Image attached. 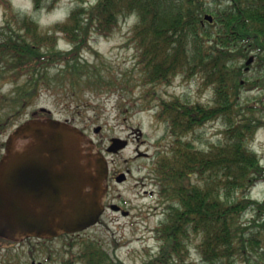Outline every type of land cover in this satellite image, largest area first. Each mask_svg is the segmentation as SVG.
I'll return each mask as SVG.
<instances>
[{
	"label": "trees",
	"instance_id": "1",
	"mask_svg": "<svg viewBox=\"0 0 264 264\" xmlns=\"http://www.w3.org/2000/svg\"><path fill=\"white\" fill-rule=\"evenodd\" d=\"M0 4L6 12L0 77L17 82L14 96L0 93V109L9 103L17 112L44 87L124 92L134 79L143 90L141 109H149L159 86L200 76L214 92L213 104L172 96L155 105L156 120L165 124L157 142L165 144L151 155L148 170L163 205L155 228L160 250L152 264L185 261L188 243L197 238L203 264H235L240 256L243 264H264V199L251 195L264 181V164L251 146L264 121L247 113L253 106L241 104L240 94L256 83L246 78L241 59L255 51L256 65L264 67V0H96L77 4L50 29L11 0ZM54 6L55 0H34L35 10ZM207 13L213 22L205 20ZM132 15L137 22L128 44L136 51L135 67L109 76L84 52L97 53L93 31L110 36ZM61 40L69 46L61 49ZM218 119L226 122L223 138L198 146L191 136ZM79 258L84 264H122L92 240L84 242Z\"/></svg>",
	"mask_w": 264,
	"mask_h": 264
},
{
	"label": "rangeland",
	"instance_id": "2",
	"mask_svg": "<svg viewBox=\"0 0 264 264\" xmlns=\"http://www.w3.org/2000/svg\"><path fill=\"white\" fill-rule=\"evenodd\" d=\"M11 1L15 9L33 16L44 29H50L56 22L66 19L77 4L91 6L96 2L55 0L52 9L45 7L35 10L34 0ZM53 1L46 0V4L49 5ZM5 17V7L0 4V39L4 36ZM136 22L137 17L130 16L121 21L119 28L110 36L93 31L90 40L93 50L97 53L86 50L84 55L87 60L101 66L109 76L122 75L121 73L132 70L135 67L136 51L128 44V39ZM60 46L68 47L64 40L60 42ZM246 61L247 58H244L240 63ZM255 61L252 62V68L245 73L249 81L256 83H253L251 88H242L241 104H251L253 108L247 113L253 111L252 114L256 118L264 121V67L257 66ZM23 80L24 78L20 79L18 83ZM134 80L128 82L124 92L89 89L73 93L63 88L44 87L23 113L15 112L10 128L27 121L33 116L32 113L46 107L51 113H42L41 116L68 120V123L82 131L81 145L85 154L97 155L102 152L110 169H129L128 180L124 183H112L103 204L111 200L122 204L125 209L130 210V215L125 216L108 208L99 224L80 233L61 234L47 241L38 238L15 241L0 237V264H31L33 260L46 261V264H67L72 260L73 264H84L79 254L84 242L88 240L101 244L115 262L119 260L122 264H152L160 250L161 243L156 237L155 228L163 217V205L157 200L155 186L148 176V170L151 155L157 146L165 144L157 142L165 133V124L156 120L155 105L161 98L170 99L172 96L213 104L214 92L203 84L200 76H178L171 84L157 88V99L152 102L151 108L141 109L143 90L138 86L139 80ZM16 86L17 82L0 77L1 94L14 92ZM12 111H0L1 119H5L7 115L11 116ZM99 126L101 130L96 132L95 129ZM225 127L226 122L223 119L212 120L201 126L191 137L198 146L208 147L223 138ZM8 130L4 137H0L1 144L5 143L11 132V129ZM115 136L129 139V146L118 153H109L106 148ZM251 146L258 152L264 164V123L257 130ZM251 195L260 200L264 199V181L255 185ZM251 217V213H248L244 218L249 220ZM198 240L197 238L188 243L189 251L185 253V261H174L173 264H203L201 254L197 251ZM47 257H50V260L45 259ZM241 258L243 257L240 256L234 263L243 264Z\"/></svg>",
	"mask_w": 264,
	"mask_h": 264
},
{
	"label": "water",
	"instance_id": "3",
	"mask_svg": "<svg viewBox=\"0 0 264 264\" xmlns=\"http://www.w3.org/2000/svg\"><path fill=\"white\" fill-rule=\"evenodd\" d=\"M205 18L213 21L211 14ZM253 60L251 56L247 64ZM81 132L58 118L33 120L16 129L0 162V236L55 237L99 222L108 161L102 153H84ZM22 137L30 139L22 147L15 146ZM127 146V139L114 137L108 152ZM55 170L59 171L57 179ZM126 178L123 172L117 180ZM113 208L120 206L114 204Z\"/></svg>",
	"mask_w": 264,
	"mask_h": 264
},
{
	"label": "flooded vegetation",
	"instance_id": "4",
	"mask_svg": "<svg viewBox=\"0 0 264 264\" xmlns=\"http://www.w3.org/2000/svg\"><path fill=\"white\" fill-rule=\"evenodd\" d=\"M13 94H17V91H14V92L9 93V94H5V96L6 97H12ZM5 96H4V99L3 100L6 101V102H8L9 100L8 99L6 100ZM29 106H30V104L26 105L23 109L18 110L17 113H19V114L23 113L26 110V108H28ZM11 108H12V105L9 104V103H6V105H4V107H3V111L6 110V109H11ZM40 113L38 111H35L34 113H32L33 116L30 117V118H28V120H30V119H32V120H34V119H42V120H45V119H48L49 118L48 116H44V117L41 116ZM43 113L49 114L51 112L46 111V112H43ZM13 114H15V113L12 111L11 112V116H7L4 120L0 121V137H4L5 133H7L9 131L8 129H11V132L7 136L5 143H3V144L0 143V160H1L2 156L6 153V151H8V147L7 146H9V144H8L7 139L11 135V133L14 131V128H15V127L10 128V125H11L10 122H11V119L13 118ZM53 173H54L53 175H54V178L55 179L59 178V175H58L59 174V171L55 170ZM120 173H122V172H121V170L119 171V169H110L109 168V174L107 175V177H106V179L104 181L105 191L103 193L104 194V197L103 198L106 197V195H107V193H108V191H109L110 186L112 185V183L113 184H116V183L118 184L117 177H118V175ZM107 199H108V196H107ZM112 203H113L112 200L109 201L107 204L104 203L106 209L110 208L111 205H112ZM122 209H124V206H122ZM31 238H36L37 239V237H31V236L29 237V236H27L25 238H20V239L18 238L15 241L29 240ZM38 239L39 240H42V241L50 240V238H48V237H43V238H38ZM45 259L50 260V257H47ZM34 261H36V260H33L31 262V264H34ZM37 261H40V260H37ZM41 262H43V264H46V261H41Z\"/></svg>",
	"mask_w": 264,
	"mask_h": 264
}]
</instances>
